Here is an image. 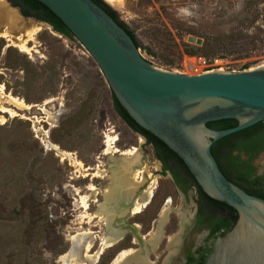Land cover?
I'll return each mask as SVG.
<instances>
[{
  "label": "rangeland",
  "instance_id": "obj_1",
  "mask_svg": "<svg viewBox=\"0 0 264 264\" xmlns=\"http://www.w3.org/2000/svg\"><path fill=\"white\" fill-rule=\"evenodd\" d=\"M244 3L117 0L108 5L134 31L143 58L190 75L200 66L199 57L217 70L264 64V0L249 10ZM11 8L19 21L13 32L26 41V50L0 35V264H115L122 252L140 250L129 231L103 248L105 228L96 212L109 183L108 173H98L108 169V139L118 149L115 157L137 148L138 168L145 165L156 180L151 202L127 221L147 241L162 211L169 209L157 247L148 244L147 253L140 252L145 263L167 264L177 253L172 236L185 215L193 214L194 201L186 204L170 179L159 175L151 145L116 112L112 91L82 43ZM5 26L0 14V34ZM221 34L231 35L223 39V51L191 54L208 37ZM189 36L201 43L189 42ZM19 99L29 108L18 105ZM254 163L261 170L264 150ZM142 177L141 187L149 174ZM91 187L98 191L97 200L83 203Z\"/></svg>",
  "mask_w": 264,
  "mask_h": 264
},
{
  "label": "water",
  "instance_id": "obj_2",
  "mask_svg": "<svg viewBox=\"0 0 264 264\" xmlns=\"http://www.w3.org/2000/svg\"><path fill=\"white\" fill-rule=\"evenodd\" d=\"M36 1L87 49L133 121L182 160L208 197L236 211L234 225L213 242L203 264H264V198L230 181L211 152L214 141L264 121V65L190 75L164 70L143 58L126 30L94 0ZM188 41L201 43L194 36ZM226 118L237 124L225 129L207 126ZM127 218L124 227L145 253L147 241ZM184 228L182 223L172 236L178 237L177 250Z\"/></svg>",
  "mask_w": 264,
  "mask_h": 264
},
{
  "label": "trees",
  "instance_id": "obj_3",
  "mask_svg": "<svg viewBox=\"0 0 264 264\" xmlns=\"http://www.w3.org/2000/svg\"><path fill=\"white\" fill-rule=\"evenodd\" d=\"M12 6L18 7L20 12L24 16L33 17L37 20L47 22L53 29L60 34L73 38L74 35L69 31V29L61 22V20L54 15L46 6L36 0H8ZM100 6H102L110 16H112L119 25H121L126 32L131 36L133 41L138 47V42L136 35L133 30L129 29L128 26L118 19L116 12L110 8L103 0H94ZM262 2V0H245L243 8L249 10L252 6L257 5V3ZM226 37H231V35L221 34L214 37H208L204 40L198 49L191 50V54H195L198 50L209 54L211 52L223 51L225 49L224 40ZM203 53V54H204ZM247 67V66H246ZM113 97L114 107L119 116L137 133L146 138L148 144H152L155 155L157 158L163 161L165 167H167L168 160L173 159L174 163L187 172L188 176L191 177L192 183L200 195L205 199L216 203L222 209V214L224 218H220L216 227L218 231V237L224 235L227 231L231 229L237 219L236 211L229 207L228 205L211 199L208 197L198 186L194 177L191 175L182 160L177 157V155L171 151L162 141L157 139L148 131L144 130L138 126L133 119L127 114L124 108L118 103V101ZM237 124L235 119H220L216 121H211L207 123L208 127L215 129H225L233 127ZM264 150V121L258 122L248 128L237 131L230 135H227L217 141H214L211 146V152L218 162V165L226 177L245 190L247 193L256 195L264 198V172L262 175L256 176L254 173V167L251 165V161ZM245 155L247 158H242ZM227 169L233 178L225 172ZM212 251V246L206 247L200 254L198 260L194 259L188 261L187 264H203L207 255Z\"/></svg>",
  "mask_w": 264,
  "mask_h": 264
},
{
  "label": "bare ground",
  "instance_id": "obj_4",
  "mask_svg": "<svg viewBox=\"0 0 264 264\" xmlns=\"http://www.w3.org/2000/svg\"><path fill=\"white\" fill-rule=\"evenodd\" d=\"M106 1L113 6L117 4V0ZM0 14L2 19L6 21L5 30L1 31L0 35L6 37L10 41H13L14 43H19L20 46L26 50V41L21 40L20 35L14 34L13 32L16 29H19L18 17L16 16L14 9L9 7L6 3H3V0H0ZM16 102L20 106L29 108L20 99L16 100ZM113 143L112 139L107 140V149L105 151L106 154H109L107 171H98L100 177L105 176L107 173L109 177V183L103 192V201L99 203L98 211L96 212L105 228V232L102 237L103 248L119 242L127 231L131 232L129 229L124 227L127 224L124 220L127 216L130 217L140 212L145 206H147L153 195L156 182L154 176H151L147 168L144 169L145 165L142 164L143 166L138 168L141 163L137 148L122 151L120 156L115 157L114 155L118 152V149L112 146ZM52 147L59 150L56 145H52ZM60 152L64 155H69L68 153L62 151ZM147 173L149 174V177L146 178L148 185L144 188V190L142 189L141 192H138L142 184V175L145 177V174ZM90 190L91 194L88 197L83 198V203L87 202V200H97V189L95 187H91ZM168 212V208H165L162 211L158 220L156 231L150 235L147 239L146 247L144 246L146 249L148 244H151L150 246L152 249L157 247L162 236L163 226L168 222ZM185 221L186 219H183L182 223L185 224ZM133 227L138 229L136 224H134ZM141 237L143 238L142 235ZM133 240L137 242L136 238ZM177 241L178 237H173L170 241V245H176L175 243H177ZM147 251L145 250V253ZM145 258V254L142 255L140 250H129L122 252L120 258L115 262V264H130V262H134L135 264H148L145 263ZM170 261L171 258L170 260L168 259L167 264Z\"/></svg>",
  "mask_w": 264,
  "mask_h": 264
},
{
  "label": "flooded vegetation",
  "instance_id": "obj_5",
  "mask_svg": "<svg viewBox=\"0 0 264 264\" xmlns=\"http://www.w3.org/2000/svg\"><path fill=\"white\" fill-rule=\"evenodd\" d=\"M149 145L152 147V144ZM153 153L155 155L154 149ZM155 157L161 166L159 175L162 177H168L170 179L173 187L178 190L186 204H188L191 200H193L195 203V210L193 214L190 216H187V214L185 215V228L183 231L182 240L179 244V249L175 255L171 256V261L168 263L187 264L188 261L194 259L198 260L203 250L206 247L212 246L213 242L218 238V231L216 230L218 221L220 218L225 219V216L222 214V209L219 205L205 199L202 195H200L197 188L194 185H191V177L188 176L186 171L178 167L174 163L173 159L168 160L167 167H165L163 161L157 158L156 155ZM242 158L247 157L242 155ZM251 165L254 167V173L256 176L263 174L264 166L261 168V170H259V168L254 163V159L251 161ZM224 170L229 175V177L233 178V175L227 169ZM147 185L148 183L146 182L138 192H141V190ZM150 202L151 199L149 203ZM201 232L202 234L200 236V241L196 242L195 236Z\"/></svg>",
  "mask_w": 264,
  "mask_h": 264
},
{
  "label": "built area",
  "instance_id": "obj_6",
  "mask_svg": "<svg viewBox=\"0 0 264 264\" xmlns=\"http://www.w3.org/2000/svg\"><path fill=\"white\" fill-rule=\"evenodd\" d=\"M199 61H200V66L199 67H194V73L195 74H199L202 72H208V71H212L215 70V68H213V66H211L210 62H207V59L203 58V57H199Z\"/></svg>",
  "mask_w": 264,
  "mask_h": 264
}]
</instances>
